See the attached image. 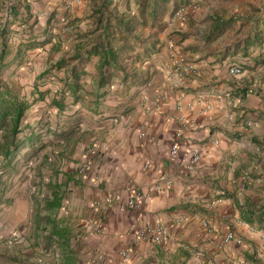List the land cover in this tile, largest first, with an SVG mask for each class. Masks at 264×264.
I'll return each mask as SVG.
<instances>
[{
  "label": "crops",
  "instance_id": "obj_1",
  "mask_svg": "<svg viewBox=\"0 0 264 264\" xmlns=\"http://www.w3.org/2000/svg\"><path fill=\"white\" fill-rule=\"evenodd\" d=\"M144 1L0 0V75L12 82L4 89L33 88L53 78L51 62L75 56L66 65L93 91L105 128L83 155L85 176L76 177L74 160L49 163L71 172L53 181L43 213L0 205V264H85L95 253L98 264H122L127 247L126 264H264V17L249 14L252 0H234L189 11L184 22L169 6L156 20L141 12ZM102 48L116 51L120 67L101 65ZM195 144L205 150L187 169ZM158 183L162 190H149ZM130 188L147 194L137 222L135 209L119 208ZM111 194L119 202L93 206ZM90 218L103 232L86 229ZM155 219L169 229L166 241L134 244L130 227ZM230 231L239 241L224 240Z\"/></svg>",
  "mask_w": 264,
  "mask_h": 264
},
{
  "label": "rangeland",
  "instance_id": "obj_2",
  "mask_svg": "<svg viewBox=\"0 0 264 264\" xmlns=\"http://www.w3.org/2000/svg\"><path fill=\"white\" fill-rule=\"evenodd\" d=\"M252 1L254 8L251 6L249 10L247 9L249 14L264 17V0ZM220 2L232 3L234 0H196V9L199 10L208 4L219 8ZM188 17L190 16L187 15L184 21H187ZM155 28V33L165 31V27L161 24H156ZM257 45H260V42H257ZM145 47L146 50L150 49L147 43ZM55 63L50 64L53 78L48 79L46 75L34 81L33 88L23 84L13 91L19 100L33 101V103L24 111L17 133L13 135L7 126L0 129V205L2 207L18 210L27 202L30 207L36 205L34 209L43 213L41 204L43 198L49 195L53 181L61 176V172H71L68 168L61 170V167L58 169L55 164L52 166L49 163L59 161L66 165L68 159L74 160L77 163L74 173L77 178H81L82 174L79 170L86 159L83 155L93 151L95 139L100 137V131L105 129L101 126L104 115L98 111L99 107L95 110L93 105L95 97L93 91L82 86V77L78 76V79L72 77L70 65L65 64L62 70ZM59 71L61 73L58 74ZM1 76L5 77V75H0V90L4 89V83H12L8 77L3 79ZM72 80L81 88H78ZM98 92L97 97H103L105 91ZM31 130L36 139L32 143L24 142V137H28ZM11 141L17 144L16 151L14 148L8 149ZM57 149L58 152L61 150L65 153L59 155V159L53 152Z\"/></svg>",
  "mask_w": 264,
  "mask_h": 264
},
{
  "label": "built area",
  "instance_id": "obj_3",
  "mask_svg": "<svg viewBox=\"0 0 264 264\" xmlns=\"http://www.w3.org/2000/svg\"><path fill=\"white\" fill-rule=\"evenodd\" d=\"M197 8L196 6V0H189V3L187 5H182L177 8V10L174 12L173 17L176 20L184 21L186 19V16L189 11H194ZM177 66H175V70L177 72L179 61H177ZM230 73L232 74H239L241 72V67L234 65L229 69ZM210 109V104L207 102H202V108L201 111H207ZM186 122H183V126L179 127V129L176 131V140L171 144L170 146V157L171 159H175L178 154V147L179 144L182 142L180 139L184 134ZM205 150L204 144H195L190 149L189 158L186 162L185 167L187 169L192 168L196 163H198L202 156L203 152ZM149 163L146 162L145 165L147 166ZM90 168V160L86 157V159L83 161V164L80 168V173L82 174V177L86 175L87 171ZM165 185H170V181H166ZM163 185L162 183L155 184L151 187H149V190H155L160 191L162 190ZM147 194L144 191L136 190L130 188L128 191V194L126 196V199L124 202H121L119 204V208L122 211H126L128 209H135V220L136 222L141 220V205L143 203V200ZM120 196L119 194H111L108 195L104 202L95 201L93 202V206L103 209L107 205L112 204L113 202H119ZM86 229L89 232L92 233H100L103 232L104 227L99 221H94L92 218L87 220V226ZM129 234L132 236V240L135 243L137 242H149V243H155V244H161L166 241V239L169 236V229L166 227L164 223L161 222L159 219H155L152 223H142L139 226H131L129 229ZM235 239L236 241H239V238L235 237L234 234L230 231L225 234L224 240H230ZM120 261L122 264L128 263L131 255V248H121L118 250ZM103 258V255L101 253H95L90 258H88L85 261V264H98Z\"/></svg>",
  "mask_w": 264,
  "mask_h": 264
},
{
  "label": "trees",
  "instance_id": "obj_4",
  "mask_svg": "<svg viewBox=\"0 0 264 264\" xmlns=\"http://www.w3.org/2000/svg\"><path fill=\"white\" fill-rule=\"evenodd\" d=\"M147 2L148 0H145L143 3V9L141 10L142 13H147L149 17H154V19L161 18L164 14H166L169 11V6H171V15L174 14V12L177 10L178 7L182 5H187L189 3V0H153V7L151 12L147 11ZM130 33H128V36ZM144 42H147V38L143 40ZM128 48V47H125ZM91 52H99L97 49L94 51L91 50ZM102 56L101 65H107L110 64L114 67H117L119 65L118 60V54L116 51L105 48L100 51ZM76 60L75 56H70L67 58H62L58 60L55 65L58 67L64 66L68 62H72ZM50 69V68H49ZM48 71V70H47ZM47 71H45L43 74H45ZM42 74V75H43ZM71 74L74 79H78V70L71 69ZM104 78H100V82H103ZM3 90V91H2ZM0 90V129L7 126L8 129H10V132L14 135L18 132L20 128L21 119L23 117L24 111L33 103V101L28 102L27 100H19L15 94L9 93L6 89ZM35 100V99H34ZM36 139L35 135L33 134V131L31 130L30 135L28 137H24V142H33ZM17 144L14 141H11L10 145L8 146V149L14 148V150H17Z\"/></svg>",
  "mask_w": 264,
  "mask_h": 264
}]
</instances>
